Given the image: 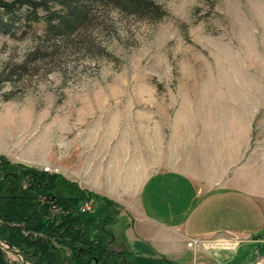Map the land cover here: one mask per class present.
<instances>
[{"label":"rangeland","instance_id":"rangeland-1","mask_svg":"<svg viewBox=\"0 0 264 264\" xmlns=\"http://www.w3.org/2000/svg\"><path fill=\"white\" fill-rule=\"evenodd\" d=\"M153 1L164 10L155 21L92 3L93 20L73 40L51 38L42 23L0 28V155L13 166L0 170V194L36 193L29 174L8 177L21 167L84 189L104 171L127 180L145 175L154 165L151 146L181 128L204 143L203 157L222 137L261 158L264 0ZM50 199L51 213H59ZM87 202L92 209L79 206L82 225L99 235L111 205ZM115 216L105 226L118 236L126 217ZM198 243L208 251L212 241ZM0 246L8 264H24ZM70 253L58 248V263L75 264Z\"/></svg>","mask_w":264,"mask_h":264},{"label":"crops","instance_id":"crops-1","mask_svg":"<svg viewBox=\"0 0 264 264\" xmlns=\"http://www.w3.org/2000/svg\"><path fill=\"white\" fill-rule=\"evenodd\" d=\"M198 139L181 128L151 146L147 174L127 180L104 171L86 180V189L110 200L107 224L116 213L126 217L118 236L103 227L108 245L124 253L119 264L264 261V236L256 237L264 232L263 152L260 159L244 156V142L233 149L221 137L206 158ZM193 240L212 243L207 251Z\"/></svg>","mask_w":264,"mask_h":264},{"label":"trees","instance_id":"trees-1","mask_svg":"<svg viewBox=\"0 0 264 264\" xmlns=\"http://www.w3.org/2000/svg\"><path fill=\"white\" fill-rule=\"evenodd\" d=\"M92 3L151 21L164 15V10L153 0H0V28H8L16 21L28 26L42 23L44 32L51 38L61 36L73 40L80 36L79 29L93 20L90 17ZM23 6H26L25 10L20 11ZM37 10L43 13L38 14ZM8 168L13 166L0 155V170L5 172ZM21 168V172H8V177L18 180L21 175L29 174V180L38 184L34 192L45 196V200L40 201L36 193L0 194V242L7 243L22 255L24 264H59L57 249L62 247L70 250L68 257L75 264H115L107 250L109 233L105 230L99 235L89 233L82 225L79 212L83 201L96 199L109 203L110 200L76 183L71 184L61 174ZM69 186L74 189L71 191ZM58 188H68V192L62 193ZM50 198L61 208L59 213H51ZM102 224H107L105 219ZM261 236L264 232L256 237ZM118 255L122 260L125 257L122 252ZM8 262L5 249L0 246V264Z\"/></svg>","mask_w":264,"mask_h":264},{"label":"built area","instance_id":"built-area-1","mask_svg":"<svg viewBox=\"0 0 264 264\" xmlns=\"http://www.w3.org/2000/svg\"><path fill=\"white\" fill-rule=\"evenodd\" d=\"M90 208H91L90 203L89 202H84V204H82L80 206V211L81 212H84L86 210H89ZM196 242H198V241L193 240L191 243L194 244ZM243 264H264V261L262 259H257V260H255L253 262H248V263H243Z\"/></svg>","mask_w":264,"mask_h":264},{"label":"flooded vegetation","instance_id":"flooded-vegetation-1","mask_svg":"<svg viewBox=\"0 0 264 264\" xmlns=\"http://www.w3.org/2000/svg\"><path fill=\"white\" fill-rule=\"evenodd\" d=\"M109 243H107V245H108ZM107 250H108V252L110 253V254H112L111 256H110V258H111V260L115 263V264H119V260L120 259H122L119 255H118V253H117V250H112V249H109L108 247H107Z\"/></svg>","mask_w":264,"mask_h":264},{"label":"water","instance_id":"water-1","mask_svg":"<svg viewBox=\"0 0 264 264\" xmlns=\"http://www.w3.org/2000/svg\"><path fill=\"white\" fill-rule=\"evenodd\" d=\"M5 245H6V247L7 248H9L10 250H14V251H16L12 246H10V245H8L7 243H5V242H3ZM21 256V255H20ZM22 258V257H21ZM23 260V259H22ZM23 262H24V260H23Z\"/></svg>","mask_w":264,"mask_h":264}]
</instances>
